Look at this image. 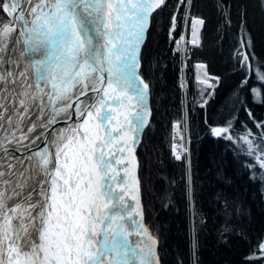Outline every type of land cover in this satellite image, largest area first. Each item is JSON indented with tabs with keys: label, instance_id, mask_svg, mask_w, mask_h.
<instances>
[{
	"label": "trees",
	"instance_id": "obj_1",
	"mask_svg": "<svg viewBox=\"0 0 264 264\" xmlns=\"http://www.w3.org/2000/svg\"><path fill=\"white\" fill-rule=\"evenodd\" d=\"M194 15L202 40L185 52L178 43ZM7 19L0 7V26ZM140 60L150 114L134 152L160 264H264V0H165ZM197 61L212 81L198 79ZM176 127L186 150L174 148Z\"/></svg>",
	"mask_w": 264,
	"mask_h": 264
},
{
	"label": "snow or ice",
	"instance_id": "obj_2",
	"mask_svg": "<svg viewBox=\"0 0 264 264\" xmlns=\"http://www.w3.org/2000/svg\"><path fill=\"white\" fill-rule=\"evenodd\" d=\"M25 2L30 4L31 0H6L0 5L13 17L11 24L0 27V51L6 48V41L19 25L26 51L42 53L30 63L41 104L43 96L48 97L49 123H55L59 113L72 107L71 103L63 102L75 95L77 87L81 96L91 90L99 95V100L83 110L76 108L84 117L83 122L72 130V135L65 138L60 133L53 140L55 152L44 148L33 154L41 181L25 200L38 193L35 204H28L23 212L21 204L5 211V192L0 191V264H158L156 240L147 234V229L140 233L147 235V239L133 244L125 228V213L139 212L138 207L130 209L124 199L127 190L117 195L107 179L112 163L108 157L114 155L110 149L113 145L127 144L129 139L135 143V137H129L128 132H138L149 114L145 103L149 85L138 75L139 50L151 14L165 0H39L31 8L30 26L24 17ZM194 23L202 25L204 21ZM241 55L247 65V53ZM94 73L99 76L89 89L88 79ZM10 76L11 73L0 74V81L7 82ZM258 78L264 81V74H258ZM41 83L49 89L47 93ZM256 94L259 95L258 91ZM81 103L77 97L76 104ZM20 106L27 111L23 99ZM34 128L35 125L29 131ZM211 131L221 136L229 129ZM244 139L251 154V141ZM256 159L264 168V155ZM112 171L115 176V170ZM125 171L135 185L132 190L138 193L134 171L127 168ZM3 176L5 173L0 172V177ZM10 182L4 179L0 184ZM18 187L23 189L24 185ZM131 198L139 206L138 196ZM36 208L39 212L32 216L30 210ZM25 214L27 223L23 222ZM30 230L37 233L38 239L28 241L25 246L21 240Z\"/></svg>",
	"mask_w": 264,
	"mask_h": 264
},
{
	"label": "bare ground",
	"instance_id": "obj_3",
	"mask_svg": "<svg viewBox=\"0 0 264 264\" xmlns=\"http://www.w3.org/2000/svg\"><path fill=\"white\" fill-rule=\"evenodd\" d=\"M37 3H39V0H31L30 4L25 2L23 5L24 17L29 22V26L32 20V16L30 15L31 8ZM7 16L8 19L3 25L12 23L13 17ZM20 27L19 25L16 26V31L12 33L10 39L6 41V48L0 51V74L7 75V73H11L7 82L0 81V105H2V107H0V113H2V118H0V172L5 173V176L0 177V181L4 179L11 181L7 185L0 184V191L5 192V211L15 207L17 204H21L22 208L20 211L23 212L28 204H35L38 199V193H34L31 200H25L29 193H33L34 189H38L41 181L37 160L33 154L44 148H48L50 151L55 152L56 148L53 145V140H55L60 133H63L65 138L72 135V130L77 128L82 119V116L76 111V108L79 106L81 110H83L86 106L99 100V95L90 90L86 95L81 96L80 89L77 87L75 95L63 102L71 103L72 107L59 113V115L56 116L55 123H49L51 108L49 106L48 97L44 95L43 104H41L40 97L36 93L34 69L31 67L30 63L33 59H38L42 53H29L26 51L23 37L20 35ZM21 73H24V75L21 76ZM98 76L99 73H94L89 77V89L97 82ZM139 77L141 78L140 75ZM28 85L32 87L29 88ZM40 87L44 88L45 93L49 91L48 88H45L43 83H41ZM104 87L107 88L106 82L104 83ZM33 96H35L36 99H33ZM77 97L82 101L80 105L76 104ZM21 99L24 100L25 106L27 107L26 112L25 109L20 106ZM145 103L148 107V96ZM134 104L135 101H133V105ZM5 109H7V111H5ZM41 109H43V111H41ZM9 117H11V123H9ZM33 125H35L34 130L29 131ZM141 129L142 128L135 133L131 131L128 132L129 137H135V143L129 139L127 144L113 145L110 151H112L114 155L108 157L112 163L110 164L107 183L117 195H119L122 190H127L124 199L127 201L129 208L137 209L138 207L139 209V212H131V214L128 212L125 213V228L130 232V239L133 244L141 239H147V235L142 236L140 234L143 229H147L143 222L141 206L140 204L137 206L136 201L131 198L133 195H137L139 200L140 193H136L132 190L135 185L128 179V172L125 171V168H127L129 172L134 171L136 178L137 171L134 149ZM125 131H127V126L125 127ZM25 136L27 138L23 139ZM175 140L177 145H181L183 142L179 130L176 132ZM121 147L123 148L122 152L120 151ZM5 149H7V151H5ZM29 157L32 158L29 159ZM117 161L121 162L117 163ZM9 164H13L15 167L10 169L8 166ZM113 169L115 170V176H113ZM9 173H11V175H9ZM21 173H23L22 176L20 175ZM18 184H23V189L18 187ZM130 184L132 188H129ZM16 193H19V195H16ZM101 208L103 210V204ZM30 211L32 216H36L39 212V208ZM133 220H135L136 223H133ZM23 222L27 223L26 214ZM138 225H142V228H139ZM147 234L151 236L148 229ZM37 239V233L30 230V234L22 238L21 244L26 246L28 241H36ZM154 239L156 240V238ZM148 243L151 244L152 241L149 240ZM154 251L158 258L157 240L154 245ZM106 260L107 258H105V261Z\"/></svg>",
	"mask_w": 264,
	"mask_h": 264
},
{
	"label": "rangeland",
	"instance_id": "obj_4",
	"mask_svg": "<svg viewBox=\"0 0 264 264\" xmlns=\"http://www.w3.org/2000/svg\"><path fill=\"white\" fill-rule=\"evenodd\" d=\"M3 3H5V0H3ZM4 13H6V12H4ZM6 15H8L7 13H6ZM195 17L196 16H198V15H194ZM194 16H192L193 18H194ZM199 17H201V16H199ZM193 18L191 19V25H190V27L188 28V29H186V31H185V33H184V36H182L181 37V39H180V42L178 43L179 44V46L181 47V49L182 50H184L185 52H186V50H187V47L189 46V47H193V46H200V44H201V42H200V44L198 45L197 43H193V40H195L196 41V37H195V23H194V21H193ZM3 25V24H2ZM1 25V26H2ZM0 26V27H1ZM149 27V26H148ZM147 30H148V28H147ZM203 30V29H202ZM191 31H193V32H191ZM191 32V33H190ZM147 35V34H146ZM191 36V37H190ZM145 40H146V38H145ZM192 40V41H191ZM201 40H202V32H201ZM145 42V41H144ZM190 42V43H189ZM144 44V43H143ZM143 44H142V46H143ZM192 44V45H191ZM194 44H196V45H194ZM141 51H142V48H141ZM141 51H140V54H139V75L142 77V75H141V73H140V63H141V60H140V58H141ZM197 63H204V61H197L196 63H195V69H196V71H197V77H198V79H200V80H202V81H205V82H210L211 81V75L209 74V72L208 71H203L202 69H199V68H197ZM206 63V62H205ZM207 64V63H206ZM207 70H208V65H207ZM206 72H207V74H206ZM209 77V78H208ZM143 78V77H142ZM144 79V78H143ZM146 82V81H145ZM147 83V82H146ZM149 88V87H148ZM149 91H150V89H149ZM149 102H150V100H149ZM148 112H149V114H150V107L148 108ZM149 114L146 116V118H145V123L147 122V120H148V117H149ZM83 119H84V117H82V119H81V121H80V123H82L83 122ZM79 123V124H80ZM144 126H145V124H144ZM144 126H143V128H144ZM216 128H220V127H216ZM177 130H179L180 131V133H181V135H182V138H183V142H182V144L181 145H177L176 144V132H177ZM141 133H142V131H141ZM141 135V134H140ZM188 136L186 135V133L185 132H182L181 130H180V128L179 127H176L175 129H174V141H173V145H174V148L175 149H179V150H186V146H187V144H188V141H189V139L187 138ZM140 138V137H139ZM134 157H135V161H136V179L138 180V182H139V179H138V170H137V168H138V161H137V159H136V156H135V152H134ZM140 189V188H139ZM139 193H141L140 191H139ZM139 204H140V206H141V210L143 209L142 208V203H141V198H139ZM142 214H143V211H142ZM143 222H144V220H143ZM148 229V228H147ZM148 231L150 232V230L148 229ZM150 234H151V236H153L154 238H156V236H154L151 232H150ZM156 240H157V244H158V239L156 238ZM159 258V257H158ZM159 264H160V259H159Z\"/></svg>",
	"mask_w": 264,
	"mask_h": 264
},
{
	"label": "water",
	"instance_id": "obj_5",
	"mask_svg": "<svg viewBox=\"0 0 264 264\" xmlns=\"http://www.w3.org/2000/svg\"><path fill=\"white\" fill-rule=\"evenodd\" d=\"M196 20H203L204 21V18H202V17H199V16H196V17H194L193 18V21L195 22ZM204 23H205V21H204ZM204 23L201 25V24H195V37H196V43L199 45L200 44V42H201V32H202V29H203V27H204ZM146 34H147V31H146ZM145 38H146V36H145ZM144 41H145V39H144ZM144 41H143V43H144ZM142 43V44H143ZM141 48H142V45H141V47H140V51H141ZM197 68H199V69H203L204 71H207V64L206 63H197ZM141 79L144 81V83H146L145 82V80L141 77ZM78 96V95H77ZM147 96H148V108H149V100H150V91H149V88H148V93H147ZM98 97V96H97ZM96 97V98H97ZM95 98V97H94ZM143 130V127H142V129H141V131ZM140 134H141V132H140ZM139 137H140V135H139ZM138 140H139V138H138ZM137 143H138V141H137ZM137 143H136V145H137ZM136 147V146H135Z\"/></svg>",
	"mask_w": 264,
	"mask_h": 264
}]
</instances>
